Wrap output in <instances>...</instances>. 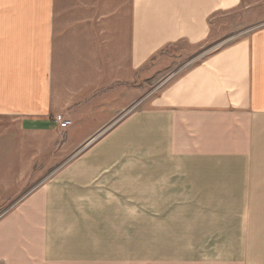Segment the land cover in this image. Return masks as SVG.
I'll use <instances>...</instances> for the list:
<instances>
[{
    "label": "crops",
    "instance_id": "obj_1",
    "mask_svg": "<svg viewBox=\"0 0 264 264\" xmlns=\"http://www.w3.org/2000/svg\"><path fill=\"white\" fill-rule=\"evenodd\" d=\"M236 10L239 34L134 110L143 67L170 45L216 42L213 21ZM94 43L100 61L78 51ZM141 142L153 202L183 205L152 228L146 264H264V0H0V264H126L125 244H95L103 217L78 205Z\"/></svg>",
    "mask_w": 264,
    "mask_h": 264
},
{
    "label": "rangeland",
    "instance_id": "obj_2",
    "mask_svg": "<svg viewBox=\"0 0 264 264\" xmlns=\"http://www.w3.org/2000/svg\"><path fill=\"white\" fill-rule=\"evenodd\" d=\"M62 9L68 10L69 7H62ZM110 9L118 10L119 8L110 7ZM82 10L80 14L83 16L81 20L84 23L85 16L91 15L92 12L85 11V8H82ZM71 13H66L68 20ZM94 14L100 15L101 12L96 11ZM246 18L245 13L239 10L224 12L220 18L213 21L215 26L213 33L217 40L216 42L207 43L197 48H192L185 44L170 45L159 55L155 56L142 69L141 98L134 110L143 111L147 108L150 95L160 89L165 82L170 80L188 62L200 59L205 53L213 51L239 34L243 30V24L247 22ZM247 30L244 29V31ZM56 46L61 51L63 59L70 58L71 44H57ZM74 47L76 48L75 45ZM86 47L90 49V52L93 51V58L100 61L101 43L78 45V51L83 50L84 52ZM196 53L197 55L190 59V56ZM129 111L127 108L124 113ZM109 125H106V127ZM105 129H101L95 135L96 137L86 144L80 145L74 150L71 149L69 154L66 155L65 150H63L62 166L73 162L76 157L84 155L103 137L107 132V129ZM147 143L141 142L127 146L124 162L125 171H113L112 169L104 171L102 177H105V180L101 179L98 183L97 181L94 182L95 199L92 205H82L81 203L78 205L81 211L92 212L94 217H103L94 221L93 238L95 244H117L118 242L125 244L126 264L148 263L152 253L150 245L160 242V236L151 234L152 228H154V233L157 230L160 231L161 227L166 226L167 222H172L171 219L167 220L166 216L173 212H179L183 206L175 203L153 202V200H156V195L152 197L151 194L148 170L149 148ZM115 160L117 158L110 160L108 164L113 165ZM118 164L115 165L117 166ZM120 165L122 164L120 163ZM70 222L75 223V221ZM98 228H101V230H98ZM79 234V231L72 230L71 239L74 240ZM153 254H157L155 248Z\"/></svg>",
    "mask_w": 264,
    "mask_h": 264
},
{
    "label": "built area",
    "instance_id": "obj_3",
    "mask_svg": "<svg viewBox=\"0 0 264 264\" xmlns=\"http://www.w3.org/2000/svg\"><path fill=\"white\" fill-rule=\"evenodd\" d=\"M54 121H55V123H57L59 128H62V129H66L71 125V120L63 114L55 115Z\"/></svg>",
    "mask_w": 264,
    "mask_h": 264
}]
</instances>
